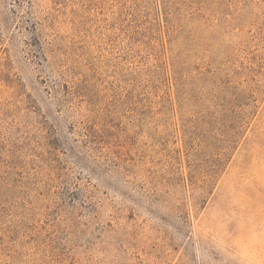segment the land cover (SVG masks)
Wrapping results in <instances>:
<instances>
[{
    "label": "rangeland",
    "instance_id": "1",
    "mask_svg": "<svg viewBox=\"0 0 264 264\" xmlns=\"http://www.w3.org/2000/svg\"><path fill=\"white\" fill-rule=\"evenodd\" d=\"M0 264H264V0H0Z\"/></svg>",
    "mask_w": 264,
    "mask_h": 264
}]
</instances>
